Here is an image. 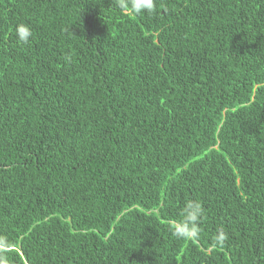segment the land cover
Masks as SVG:
<instances>
[{
  "label": "trees",
  "instance_id": "16d2710c",
  "mask_svg": "<svg viewBox=\"0 0 264 264\" xmlns=\"http://www.w3.org/2000/svg\"><path fill=\"white\" fill-rule=\"evenodd\" d=\"M0 257L264 264V0H0Z\"/></svg>",
  "mask_w": 264,
  "mask_h": 264
},
{
  "label": "clouds",
  "instance_id": "9594fccd",
  "mask_svg": "<svg viewBox=\"0 0 264 264\" xmlns=\"http://www.w3.org/2000/svg\"><path fill=\"white\" fill-rule=\"evenodd\" d=\"M119 6L125 12L139 15L142 12H152L154 10V0H119ZM15 31L20 43H29L32 30L28 25L18 24ZM179 215L180 219L175 220L172 224V234L178 239H199L200 223L204 216L201 203L192 199L186 200ZM227 238V232L223 227H219L213 241L214 246H223ZM0 264H7V261L0 257Z\"/></svg>",
  "mask_w": 264,
  "mask_h": 264
}]
</instances>
